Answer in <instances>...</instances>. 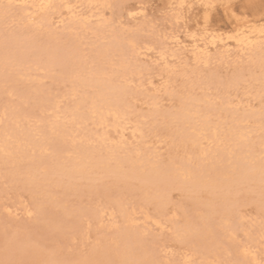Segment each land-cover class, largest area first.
<instances>
[{"label": "bare ground", "instance_id": "bare-ground-1", "mask_svg": "<svg viewBox=\"0 0 264 264\" xmlns=\"http://www.w3.org/2000/svg\"><path fill=\"white\" fill-rule=\"evenodd\" d=\"M124 1L0 0V177L8 178L11 185L21 184L31 193L34 208L33 211L27 208V212L49 219V226L70 229L74 236L82 233L83 219L102 224L105 217L116 221L119 214L123 226L112 224L115 235L110 242L93 247L92 253L103 254L100 264L161 262L155 256L156 246L150 245L146 232L138 228L136 212L128 209L123 191L130 189L128 184L123 190L103 194L105 202L90 207L87 212L67 205L64 196H77L83 187L75 181H88L86 186L90 191L97 190L92 185L97 180L95 176L138 181L141 198L153 204L159 214L170 204L173 190L195 194L193 199L198 207L194 215L188 216L181 226L174 223L177 239L191 249L189 255L185 254L186 263L202 251L207 255V264H224L228 254H234V261L239 264H264V232L248 231L245 242L237 240L238 231L244 227H241L244 216L237 213L234 195L250 182L264 189V158L257 156L260 150L249 143V134L243 128L244 122L254 119L259 124L257 129H261L264 109L245 114L235 127L224 133L221 128L210 125L209 109L205 114L196 105L201 99L184 97L180 111L167 116L160 114L170 136L185 145L189 141L197 148L203 140L217 144L213 150L192 152L191 158L180 163L174 158L163 162L160 158L146 156L141 147L131 148L125 142L127 131L134 138H145L147 117L139 121L132 119L138 93L132 85L142 87L141 78L148 69L141 62L143 56L154 54L155 62L167 64L169 58L188 53L193 62L207 65L235 55L246 57L263 68L264 26L250 28L237 22L232 35L206 37L193 33L188 35L189 44L180 34L170 35L173 50L168 49L165 41L155 48L139 43L135 34L115 32L112 23L104 19L106 9ZM213 2L215 0H172L171 4L179 7L188 4L189 8L197 4L207 9ZM139 15H144V8L140 6L128 10L130 18ZM65 84L70 85L66 93L59 94L54 88ZM262 92L258 98L264 97ZM151 101L156 103V98ZM112 134H117L118 138L115 140ZM261 150L264 153V148ZM201 192H208L211 197L205 201ZM170 220L174 222L173 218ZM150 246L154 248L151 252L148 251ZM59 258L51 256L52 260L40 264H63Z\"/></svg>", "mask_w": 264, "mask_h": 264}, {"label": "rangeland", "instance_id": "rangeland-1", "mask_svg": "<svg viewBox=\"0 0 264 264\" xmlns=\"http://www.w3.org/2000/svg\"><path fill=\"white\" fill-rule=\"evenodd\" d=\"M171 2L172 0H126L116 7L106 9L104 11V19L106 18L112 23V28L115 32L135 34L142 45L151 44L158 48L161 42L165 41L169 45H167L168 49L172 50L173 44L169 38L175 34H180L181 39L186 44H189L191 40L188 35L193 33L206 37H209V35L225 37L228 33L232 35L233 27L236 26L237 22L243 23L250 28L264 26V0H215L211 7L207 9L197 4H193L192 8H189L188 4L179 7L177 4L172 5ZM135 6L144 8V15H139L136 18L128 17V10ZM180 55L179 58H169L167 64L155 62L157 57L154 54L148 57L143 56L141 62L148 67L141 78L143 85L142 87H137L135 84L132 85V88L138 92L136 94L135 114L132 119L133 121H139L142 117H147L144 120L146 132L145 138L139 139L134 138L130 131H127L125 142L131 148L141 147L144 155L160 158L163 162H168L171 158H174V161L178 163L184 162V160L192 157V152L200 149L213 150L216 147V142L212 143L206 140L202 141L201 147L198 146L199 148L190 145L189 141L187 142L188 146L185 143L173 140L170 136V130L160 114L167 116L180 111L184 99L189 97L201 99L200 104L196 103V105L203 109L205 114L207 109H209L211 113L207 116L210 125L221 128L224 133L235 127L245 114L261 112L264 109V97L258 98V94L264 91V67L260 68L255 63L248 61L246 57L238 58L235 55L225 61L214 60L207 65L193 62L192 55L188 53H181ZM261 71L263 72L261 73ZM183 73L184 76L182 75ZM166 77H169L168 85H165ZM235 80L237 82L234 83ZM69 86L65 84L59 87L54 86V88L61 94L66 93L69 90ZM153 97L156 98V103L151 101ZM154 113H158V115H153ZM255 123L256 121L251 119L247 123H243V128L249 134V143L256 150H260L257 156L264 158V153L261 152V149L264 148V122L261 129H257L259 124ZM112 135L115 140L118 138L117 134ZM256 136L258 137L256 138ZM103 177L95 176L97 180L92 185L97 190L93 189V192L86 186L90 182L75 181L80 183L74 182L76 185L83 187H80L81 192L77 196L72 194L64 196L67 205L71 206L70 208L72 209L87 212L90 207L102 205L111 190H123L124 186L130 184V186L127 185L130 188L128 191L126 189L123 190L126 193L125 199H128V209L136 212L135 217L138 228L146 232L148 243L156 246L157 254L155 256L157 261L160 260V264H207V255L202 254V251L194 254L188 261L189 263L185 262V256L189 255L188 253L191 252V249L186 243H181L177 239V232H175L174 228V223L181 226L188 216L194 215L198 207L193 199L194 196L196 197L195 194L178 189L173 190L170 204L166 207L163 214H159L153 204L146 203L141 198L138 181L131 182V180L127 181L126 179L119 181L115 176H111V179L106 176ZM58 191L60 193L61 190ZM103 194H106V196ZM234 195L238 205L237 213L244 216L243 225L241 224V227L244 226L241 228L243 230L240 229L237 233L239 237V239L237 237V240L242 243L246 240V232H254L255 230L264 232V189L260 184L250 182L242 185ZM200 196L204 197L205 201L211 197L208 192H201ZM32 199L31 193L25 190L21 184L11 185L8 182V178L0 177V264H40L46 263V260H52L51 256L54 258L56 256L57 259L62 257V259L59 258V261H63V264H100L103 260V254L100 251L92 253L93 247L97 244L107 245L113 238L112 236L115 235L114 226H123V219L119 214H117L118 219L116 221L107 216L102 224L92 221L87 222V220L83 219L84 227L82 233L74 236L72 232L70 233V229H67V232L62 227L52 226V224L49 226V219L45 220L27 212V208L28 211H33ZM171 218H173L174 222L170 220ZM156 221L161 222V224L157 225ZM25 225L28 227L26 228ZM40 226L42 230H40ZM23 227L26 229H23ZM88 228L91 229L89 230ZM34 231H36V234L33 233ZM32 233L35 235H32ZM16 236L20 238H16ZM5 243H7V246H5ZM19 247L22 249L20 252L18 251L20 250ZM24 247H27L26 249L28 250L25 251ZM153 249L150 246L148 251ZM10 253L11 255H9ZM233 255H226L225 262L223 261L222 263L239 264V262L234 261Z\"/></svg>", "mask_w": 264, "mask_h": 264}]
</instances>
